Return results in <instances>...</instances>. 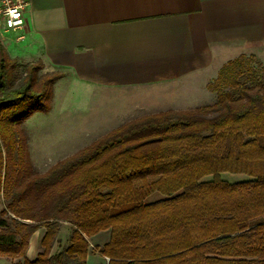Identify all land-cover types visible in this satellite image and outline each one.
<instances>
[{"label": "trees", "instance_id": "trees-1", "mask_svg": "<svg viewBox=\"0 0 264 264\" xmlns=\"http://www.w3.org/2000/svg\"><path fill=\"white\" fill-rule=\"evenodd\" d=\"M20 67L0 42V256L18 264H87L89 238L110 231L108 264H264V66L225 64L214 104L146 115L45 174L25 161L18 131L50 111L60 76ZM19 81V83H17ZM247 176L235 183L222 175ZM210 178L209 181H204ZM159 193L164 199L147 203ZM68 248L52 254L62 223ZM41 228L42 251L26 258Z\"/></svg>", "mask_w": 264, "mask_h": 264}, {"label": "crops", "instance_id": "crops-1", "mask_svg": "<svg viewBox=\"0 0 264 264\" xmlns=\"http://www.w3.org/2000/svg\"><path fill=\"white\" fill-rule=\"evenodd\" d=\"M29 1L25 28L0 32V42L12 59L41 62L44 70L60 73L55 104L63 84L98 93L131 90L139 96L150 87L183 90L172 100L166 95L134 99L147 107L125 105V119L133 121L148 113L214 104L209 81L240 56H254L264 66V0ZM44 235L38 230L32 236L29 261L37 259ZM92 262L108 264L99 255H90L87 264ZM0 264L14 263L0 256Z\"/></svg>", "mask_w": 264, "mask_h": 264}, {"label": "rangeland", "instance_id": "rangeland-1", "mask_svg": "<svg viewBox=\"0 0 264 264\" xmlns=\"http://www.w3.org/2000/svg\"><path fill=\"white\" fill-rule=\"evenodd\" d=\"M26 64L27 63L19 62L20 67L15 69L14 73L19 77L22 76L23 65ZM39 74L60 76L59 72L46 71L44 68ZM217 77L218 75L216 78ZM216 78L211 82L209 81L207 85L209 90ZM17 83H19V81H17ZM156 88L157 87H150L148 90L139 91L137 92L141 94L139 96L138 94L132 93L131 90L126 92L124 90H113L105 93H98L92 89L85 91L82 87L76 90L73 88L70 89V86L68 87L63 84L57 89L59 103L56 101L57 104H55L54 94L49 112L33 113L18 126L19 134L25 146L22 150L23 155L26 157L25 161L32 167L35 173L45 174L62 161L75 156L107 134L130 123L132 120L127 121L125 119V115H127V112H125V105L131 104V106L135 108L138 104L136 101L139 98L145 101V99H160L166 95L167 98L172 96L170 99L172 100L183 94V90L174 92L168 87H161L164 88L163 90H158ZM86 98H88V100H85ZM70 99H72V101H70ZM134 99H136V101ZM134 101L135 103H132ZM191 102L192 101H189V103ZM64 103L68 104V109L66 108L67 110L65 111L62 109ZM143 104L144 105L137 107H147L145 102ZM130 114L132 115L133 113L131 112ZM148 114L151 115L150 113ZM222 177L223 180L231 183L249 179L247 176L232 175L229 173H224ZM209 180L210 178L204 181ZM164 198L165 197L161 194L155 193L147 198L146 202L154 203ZM2 208H4L3 205L0 206V209ZM39 230L45 233V229L43 230V228H41ZM71 231V225L63 222L60 236H58L52 251L63 252L68 248ZM88 241V257L90 255L102 256L100 251L110 241V231L99 233L89 238ZM40 251H42L41 246ZM9 261L14 264H18L19 262L23 263L21 259H9ZM107 261L109 262L108 259ZM93 263L94 262H92V264Z\"/></svg>", "mask_w": 264, "mask_h": 264}, {"label": "built area", "instance_id": "built-area-1", "mask_svg": "<svg viewBox=\"0 0 264 264\" xmlns=\"http://www.w3.org/2000/svg\"><path fill=\"white\" fill-rule=\"evenodd\" d=\"M29 0H0V32L25 28Z\"/></svg>", "mask_w": 264, "mask_h": 264}]
</instances>
